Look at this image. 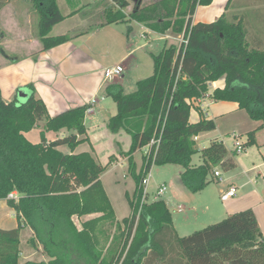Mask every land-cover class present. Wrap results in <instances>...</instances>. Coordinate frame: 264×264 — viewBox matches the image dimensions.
<instances>
[{
	"label": "trees",
	"instance_id": "1",
	"mask_svg": "<svg viewBox=\"0 0 264 264\" xmlns=\"http://www.w3.org/2000/svg\"><path fill=\"white\" fill-rule=\"evenodd\" d=\"M39 30L43 49L61 44L68 34L49 35L51 27L63 16L56 0H37ZM119 8L103 12V21L113 23L135 20L159 33L169 29L188 34L186 47L170 44L152 54L153 73L139 79L136 89L124 93L121 86L108 84L106 93L116 103L107 128L125 131L130 148L119 154L128 156V170L134 179L130 214L117 220L102 186L101 173L106 164L90 152L63 153L87 138L84 117L86 105H79L49 116L43 100L34 93L21 103L5 101L0 90V199H6L16 216L33 231L32 246L41 245L47 262L23 264H264V236L252 209L232 213L220 221L179 237L172 225L171 212L162 199L142 202L141 182L154 164H178L182 184L190 192L200 191L210 180L215 167L232 168L233 156L217 138L198 150L194 136L212 131L213 119L190 122L194 101L208 93L209 81L221 77L224 88L207 95L214 101L237 102L248 116L264 125V42L254 41L241 19L222 13L210 23H192L197 5L212 0H112ZM232 0H227L228 8ZM132 5L128 14L124 9ZM0 2V6L3 5ZM44 121L41 140L30 142L25 132ZM66 128L71 133L53 141L44 131ZM155 138L150 154L144 153L138 173L132 153ZM254 143V132L247 145ZM199 152L202 163L191 164ZM214 170L212 171V175ZM15 192L17 198H9ZM98 213L81 222L73 216ZM114 232H110L111 229ZM20 225L0 228V264H18Z\"/></svg>",
	"mask_w": 264,
	"mask_h": 264
},
{
	"label": "crops",
	"instance_id": "2",
	"mask_svg": "<svg viewBox=\"0 0 264 264\" xmlns=\"http://www.w3.org/2000/svg\"><path fill=\"white\" fill-rule=\"evenodd\" d=\"M231 3L228 8H225L227 0H212L208 5H197L195 7L194 13L191 16L192 23H210L216 20L222 13L227 14ZM12 5L13 0L6 1L0 6V12L5 11L9 7L11 8V11L13 10V12L15 11L16 13L17 9L12 7ZM56 5L60 11L57 0ZM131 8L132 5L125 8L123 10L124 13L128 14ZM127 9L128 12H126ZM78 11V7L66 14H63L60 11V13L65 17L51 27L49 35L57 36L61 34H68L69 39L48 49H43L41 41L38 39V37H32L28 33V35H25L22 32L23 28L20 26V24H18L16 21H12L13 19H9L11 20V23L8 25V29L11 30V33L15 31V34H13L15 37L14 41L24 42L23 47H28V49L27 53L21 56H15V54L10 55L7 54L6 51L0 50L1 95L5 101H15L21 103L23 102L21 100L34 93L45 103L49 116L59 114L65 110L79 105H86L87 109L84 117L86 133L84 135H79L78 137H86L87 139L77 144L73 150H71L68 145V151L61 150V145H59L57 148L63 153L90 152L94 158V154H98L99 152L98 148L101 150L108 148L107 150L109 151L106 155L107 161L104 164L108 162V158L111 155H113L115 158L113 162L116 161V163H118L119 160L116 159V156H122V158L127 157L128 160L127 155L119 154V150L123 152H126L127 150L119 146L120 143L117 139L119 135L125 131L120 130L116 133H112L107 128V122L109 118L116 113L117 106L113 99L107 95L106 86L108 84L120 85L124 93H127L124 91V87L126 86H128V90H133V88L136 89L137 81L139 79L145 78L146 76L144 74H148V63L143 56L141 57V53L140 56L138 55L136 57L134 55L135 52L139 49H143V47L146 46V42L149 41V33L154 32L165 37L166 35H169V32L175 33L176 31L169 29L166 33H159L151 30L142 22L135 20L118 21L126 23V42L124 43V47L121 48V41L118 34H113V30L104 32L105 27L118 22L105 24L100 22L97 29L93 33V38L90 39L97 43L100 38H106L109 50L113 43L116 44L118 47V56L115 65L121 64L124 68L120 76L114 77L112 80H105L103 72L107 67L101 65L99 58L95 57V55L99 52H90L85 48V46L81 44L80 39L84 36L82 32L70 33L69 31L71 28L65 30V32L62 33H57L55 31L56 28L54 27H57V24H60V22H62L66 16H70L74 13H77ZM11 15L12 12L10 14V18H13ZM180 33L176 32L175 34V40L177 43V37ZM250 37L254 41L260 39L264 42V35L262 33L260 36L251 34ZM136 39H139L140 42L143 41V43L136 45ZM165 39L167 40L168 38ZM6 42H8V40H6ZM78 48L87 50V52H83L85 56L79 54L77 51ZM86 55L89 57H86ZM151 62L153 67L152 57ZM127 80H129V82H127ZM224 86L225 80L223 77L219 78L218 80L209 81L208 93H210L215 88L222 89ZM207 94L205 97L199 98V100L195 102V109H193L195 115L194 118H190L189 116V121L196 122L204 116L207 119H213L216 127L212 131L198 134V138L200 139L204 137V135H209L218 131L217 118H219V120L225 119L227 124L230 123V125H228L223 130V133L225 134V132L227 133L229 131L232 132L231 134L234 136V148V142L239 141L237 140V137H239L241 134H245V141H241V143L244 144V156H248L252 150L257 153V156L255 159L250 160L248 165L243 167V174L232 172V168L236 166L234 159L235 165L228 170H224L226 171V175L218 187L219 200L221 203H225L223 204L224 209L221 210L218 208V206L212 208L214 204H211L210 201L207 200L205 203V211H207L209 218L211 217L213 220H221L220 218H225L232 213L250 208L253 210L259 229L264 236V125L260 127L261 121L253 120L254 123L251 128L247 130L245 129L243 131L237 129L238 132L235 133V128H239L238 120L245 121L246 116L244 117L242 114H239L243 109L239 108L237 102L232 101H223L224 103L229 104H217L218 101L212 100ZM107 99H112L115 105H113L111 102L108 104ZM246 115L248 116L247 113ZM43 125L44 121H41L37 127L25 132L26 138L32 143L40 142ZM250 132H254V143L247 145V136ZM44 133L48 142L65 136L71 133V131L67 130L66 128H61L58 131L46 130ZM215 138L222 140L220 139L221 134L219 136L216 135L209 137L210 141ZM81 145L83 148H79ZM197 149L200 150L199 148ZM235 152L236 150L234 149L232 153L229 154L227 150V155L233 156L234 158ZM95 160L98 162V159L95 158ZM214 177L215 176L213 175L211 176V178ZM229 186H236L238 188V193L234 198L223 202L220 198L221 191L228 188ZM191 209L193 210L194 207H191ZM98 215V213H92L80 217L73 216L72 220L76 226L80 228L82 221ZM211 218L209 220H211ZM19 225L20 253L18 257V264H23L26 261L47 262L49 260V256L43 251L42 246H32L30 244V239L33 236V231L31 228L26 225L22 219H19L16 216L15 211L8 205L6 199H0V228L9 230L17 228Z\"/></svg>",
	"mask_w": 264,
	"mask_h": 264
},
{
	"label": "rangeland",
	"instance_id": "3",
	"mask_svg": "<svg viewBox=\"0 0 264 264\" xmlns=\"http://www.w3.org/2000/svg\"><path fill=\"white\" fill-rule=\"evenodd\" d=\"M9 0H0V2L5 3ZM156 0H142V3H151ZM37 0H13L12 7L17 9V12L11 11V8H7L5 11L0 12V50L6 51L7 54L15 56L25 55L27 53V48L23 47L24 42L14 41L15 31L11 33L8 25L12 21L18 22L20 26L23 28L22 32L26 35L30 34L32 37L36 36L40 40L38 35L39 30V18H40V9L37 6ZM60 11L63 14L68 13L69 11L78 7L79 11L70 16H66V18L57 24L55 31L57 33L65 32V30L70 29V33H83V37H81L80 42L85 48L90 52H99L95 55L96 58H99L101 65L104 67L110 68L115 65L117 61V45L112 44L110 50L108 49L107 39L100 38L97 43H95L92 39L93 33L98 27V24L103 21V12L108 9L116 10L119 7L114 4L112 0H57ZM130 2V5L131 6ZM203 6V5H201ZM12 12V17L10 18V14ZM128 12V9L126 10ZM14 13V14H13ZM231 15H235V17L242 20L246 31L249 34H254L260 36L261 33L264 35V0H232L229 11L227 12L228 18H231ZM108 30H113V34H118L120 37V46L124 47V43L126 42V23L118 22L109 25L104 28V32ZM168 31V30H167ZM166 31V32H167ZM165 32V33H166ZM27 34V35H28ZM149 41H147L146 46L143 49H139L135 52V56L138 55L143 56L148 63V74H144L146 77L150 76L153 73V67L151 62V54H157L160 52L163 47L170 44L177 45V41L175 40V33L169 32L170 38L167 40L161 34H157L154 32L149 33ZM103 36V35H101ZM25 38V37H24ZM8 40V42H6ZM41 41V40H40ZM139 39L135 40L136 45H140ZM42 45V43H41ZM71 49V48H70ZM87 50H83L82 48H78L79 54L85 56L83 52H87ZM86 57H89L86 55ZM1 67V66H0ZM61 71V69H60ZM144 76V77H145ZM218 80V79H217ZM129 82V80H127ZM208 85V83H207ZM128 90V86L124 87V91L129 93L134 91ZM28 97V96H27ZM25 97L21 101H25L27 99ZM196 99L194 102H196ZM107 102H111L113 105L115 103L112 99H107ZM217 104H229L224 103L223 101H218ZM216 106V104H215ZM219 106V105H217ZM195 112L191 109L190 118H194ZM210 114V113H208ZM245 117V121L238 120L239 128H235V133L240 131L247 130L252 127L254 121L250 119L245 111H241V113ZM237 118V117H235ZM243 121V122H242ZM230 125L227 124L225 119L219 120L217 118V129L215 133H211L209 135H204L202 138H198L195 140V144L197 148H202L208 145L210 139L209 137L220 135L221 138L228 150V153H232L235 149L233 146L234 136L229 131L225 134L223 133L224 129ZM223 133V134H222ZM238 136V135H237ZM119 141V146L125 150H128L131 145V137L126 132H122L117 138ZM237 140L245 141V134H241L237 137ZM100 147V146H99ZM79 148H83V146H79ZM99 152L95 155V158L98 159V162L104 164L106 160V155L109 150L108 148H104L101 150L98 148ZM61 150L68 151L69 148L67 145H61ZM145 153V147L138 148L132 153V158L135 164V172L138 173L143 159L142 156ZM126 155V154H125ZM257 153L254 150L250 151L248 156H244V151L235 152L234 159L236 162V166H234L233 173L243 174L242 169L245 165H248L250 160L255 159ZM119 160L118 163L112 162L109 164L106 169L101 173L100 179L102 182V186L111 202L116 218L121 221L122 218L127 217L130 214L131 208L129 205L128 198H132L134 191V179L131 172L128 170L129 162L126 158H122V156L117 157ZM202 158L199 152L194 153L191 156V164H199L201 163ZM218 169L221 173L220 177L211 178V180L198 192L190 193L188 189L182 184L180 180L179 173L182 171V166L178 164H152L149 170V177L146 186L147 196L146 202L150 203L157 199H162L168 209L171 212L172 224L176 230V233L179 237L187 236L194 232L195 230L202 229L203 227L214 223L212 221H220L213 220L211 217H208L207 211H205V203L207 200L210 203L214 204L212 208L218 206L221 210L224 209L223 204L219 200L218 196V187L221 184L223 178L226 175V171L222 170L220 167H215L213 170ZM212 170V171H213ZM212 171L210 175L212 176ZM256 177V176H254ZM161 184H166V190L162 193V195H157V189ZM178 205L183 206L181 211L178 210ZM191 207H194L192 210ZM216 219V218H214ZM219 219V218H217ZM223 219V218H220ZM109 229H111L109 227ZM110 232H114L113 228Z\"/></svg>",
	"mask_w": 264,
	"mask_h": 264
},
{
	"label": "built area",
	"instance_id": "4",
	"mask_svg": "<svg viewBox=\"0 0 264 264\" xmlns=\"http://www.w3.org/2000/svg\"><path fill=\"white\" fill-rule=\"evenodd\" d=\"M165 38H170V35H166ZM177 38H178V43L176 46H178V48H180V46L186 47L187 42H188V34H186V32H184V31H182L178 35ZM123 70H124V68L121 64H117V65H114L110 68H106L103 72L104 79L105 80H112L114 77L120 76L122 74ZM194 105H195V102H194ZM197 139H198V135H195L194 140H197ZM157 143H158V139L153 138L150 141V143H148L146 146H144L145 147V153L150 154L152 144L156 145ZM234 145H235L236 152L243 151V149H244L243 143H241L239 141H235ZM213 174L215 177H218L221 180V177H220L221 173L219 172L218 169H215ZM149 175H150V173L148 171L146 173L145 177L143 178L142 182H141V188H142L141 199H142V202H145V200H146V196H147L146 186H147ZM165 190H166V184H161L157 189V195H159V196L162 195V193ZM237 193H238V188L236 186H229L228 188L221 191L220 198L223 202H226L227 200L234 198L237 195ZM8 197L9 198H17V194L15 192H11L8 194ZM178 210L181 211L182 206H178Z\"/></svg>",
	"mask_w": 264,
	"mask_h": 264
}]
</instances>
